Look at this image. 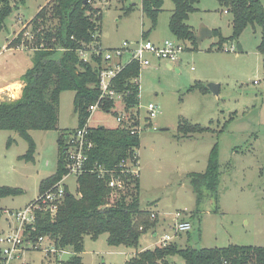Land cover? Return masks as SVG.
<instances>
[{
	"label": "rangeland",
	"instance_id": "obj_1",
	"mask_svg": "<svg viewBox=\"0 0 264 264\" xmlns=\"http://www.w3.org/2000/svg\"><path fill=\"white\" fill-rule=\"evenodd\" d=\"M143 0H111L103 8L101 43L104 49L135 42L143 31L152 29L142 11ZM264 5V0H261ZM50 0H26L15 6L0 33V101L17 99L22 93V74L32 66L34 50L24 42V31L33 28L32 19ZM165 0L157 27L151 30L153 41L175 39L169 28L174 9ZM188 23L196 31L203 26L218 30L223 37L232 35V14L217 0H201ZM23 31V32H22ZM22 35L21 43L12 41ZM262 31L248 26L238 39L218 49V36L198 41L193 50L189 42L178 63H153L141 70L140 103L159 105L161 113L141 135V207L157 213V225L143 232L138 247L111 246L108 234L98 239L85 237L84 264H127L143 248L156 245L166 230H171L177 211L186 213L193 223L189 232L173 241L180 247H224L230 244L264 247V56L258 51ZM26 40V39H25ZM23 41V44H22ZM242 49H239V45ZM235 46L234 51L230 50ZM60 53H58L59 55ZM130 54L123 57L127 63ZM197 82L217 83L220 93L191 90ZM22 84V86H21ZM74 91L61 94L57 130H32L36 142L35 159H20L29 148L16 131L0 130V186L23 189L21 195L1 200L3 215L0 231L8 230V213L25 208L40 194L41 182L56 173L60 139L79 126L74 108ZM141 112L145 114V108ZM190 122L211 130L186 138L180 122ZM90 124L115 127L114 114L94 113ZM12 143L9 145V140ZM219 145V201L207 198L197 209V196L190 184L191 173L207 170L209 155ZM69 190L79 196L77 178L67 179ZM167 222L168 227L161 226ZM157 232V233H156ZM72 252L48 255L42 250L24 253L12 264H65ZM182 263L179 256L171 257Z\"/></svg>",
	"mask_w": 264,
	"mask_h": 264
},
{
	"label": "trees",
	"instance_id": "obj_2",
	"mask_svg": "<svg viewBox=\"0 0 264 264\" xmlns=\"http://www.w3.org/2000/svg\"><path fill=\"white\" fill-rule=\"evenodd\" d=\"M26 0H0V33L6 27V20L15 6ZM174 9L169 28L172 34L183 42H189L193 50L198 49L197 33L188 23L191 12L197 10L201 0H172ZM226 11L232 14V35L223 37L218 30V49L221 50L228 40L238 39L248 26L260 27L262 31L258 51L264 56V5L261 0H217ZM165 0H143L142 11L150 20L151 28L158 24ZM91 15H88V12ZM98 13L90 3L84 0H50L32 19L36 44L44 47L34 50L32 66L22 74V93L18 99L0 101V130L16 131L29 145L28 151L20 159H35L36 142L32 130H57L60 118L61 94L74 91V108L78 114L79 125H83L90 114L89 106L100 97V70L102 60L94 55L100 64L85 62L79 51L93 40V34L102 27L103 13ZM96 16V17H93ZM99 21V23H96ZM143 32L149 38L151 30ZM22 35L12 41V45L21 43ZM64 47L65 50H60ZM58 53H60L58 55ZM264 65V58H263ZM138 61L128 63L114 78L119 91L129 90L125 97L126 109L135 112L140 103L138 85L135 78L140 75ZM209 91L207 85L197 82L191 90ZM106 110L114 106L113 101L106 102ZM179 130L186 138L197 133L211 130L201 124L180 122ZM69 134V133H68ZM60 139L58 168L55 174L42 180L40 193L61 180L67 174L65 148L67 136ZM92 138L96 143L90 154L89 166L102 164L114 168L127 159L134 146L140 147L139 135L131 133L129 128L96 125L92 127ZM12 139L9 140V145ZM219 145L212 148L207 170L203 173H191L190 184L197 196V209L207 198L219 201L220 185ZM108 179H101L96 173L85 172L78 178L79 196L69 192L55 213L40 211L37 213L36 230L31 238L49 236L57 247L73 249L65 264H84L85 237L98 239L108 234L111 246L125 245L138 247L141 234L157 225L151 220L153 211L141 207V183L126 194L113 191ZM23 189L12 186H0V203L4 197L21 195ZM3 208L0 205V220ZM2 231H0L1 234ZM179 256L182 263H175L171 257ZM0 248V264H2ZM102 264H111L103 262ZM127 264H264V247L254 245L230 244L224 247H180L173 242L166 247L155 246L137 252L127 260Z\"/></svg>",
	"mask_w": 264,
	"mask_h": 264
},
{
	"label": "built area",
	"instance_id": "obj_3",
	"mask_svg": "<svg viewBox=\"0 0 264 264\" xmlns=\"http://www.w3.org/2000/svg\"><path fill=\"white\" fill-rule=\"evenodd\" d=\"M111 0H89L88 3L94 9H98L99 14L103 8L110 4ZM91 15V12H88ZM96 17V16H93ZM99 23V21H96ZM23 32V31H22ZM100 30L93 34V40L85 45L79 51L80 58L85 62L100 64L94 60L97 55L102 60L100 70V97L95 103L89 106L90 114L83 125H79L67 136V145L65 148L67 174L58 182L49 186L45 191L23 209L15 211L6 210L11 222L8 224V230L0 234V248L2 251V264H12L27 251L42 250L48 255H61L65 249L57 247L56 243L49 236H40L36 239L31 238L32 231L36 230L37 213L40 211L55 213L58 207L64 202L66 195L71 192L67 184V179L71 176L78 178L85 172H93L101 179H108V186L116 192L126 194L129 190L136 188L137 179L141 178V165L139 159V148L134 146L127 159L122 160L114 168L105 167L102 164H95L92 168L89 166L90 154L95 149L96 143L92 138V125L90 119L94 113L101 110L104 115L114 114L116 121L115 127L129 128L132 134L141 135L148 127H153L152 120L160 113L159 105L155 102H149L145 107L139 103L134 113L126 109L125 97L130 93L129 90L119 91L114 85V78L128 63L138 61L141 66L148 67L152 59H163L171 63H178L180 54L185 50L184 43L175 39H165L162 42H155L150 38H141L135 42L125 41L122 45L104 49L101 43ZM24 42L33 50L44 47L36 44V35L33 28L24 31ZM26 39V40H25ZM23 44V41H22ZM65 50L64 47H59ZM235 46L230 50L234 51ZM130 54L127 63H123L125 54ZM141 75V71H140ZM135 78L138 85V96L141 94L140 77ZM22 86V84H21ZM23 87V86H22ZM19 98V97H18ZM17 98V99H18ZM14 100V99H10ZM107 101H113L114 106L106 110ZM145 108V114L141 112ZM72 193V192H71ZM157 213L152 212L151 220H156ZM193 228V223L186 217V213L177 211L174 215V224L172 232L166 231L158 237L156 246L166 247L173 243V240L182 233L189 232ZM22 264H27L24 261Z\"/></svg>",
	"mask_w": 264,
	"mask_h": 264
},
{
	"label": "water",
	"instance_id": "obj_4",
	"mask_svg": "<svg viewBox=\"0 0 264 264\" xmlns=\"http://www.w3.org/2000/svg\"><path fill=\"white\" fill-rule=\"evenodd\" d=\"M89 2V0H84V4H87ZM215 33L214 30L203 26L202 29L199 30V34L197 35V41H202L207 37H214ZM239 49H242V45H239ZM209 91L215 93V94H219L220 93V85L217 83H209L207 85Z\"/></svg>",
	"mask_w": 264,
	"mask_h": 264
},
{
	"label": "crops",
	"instance_id": "obj_5",
	"mask_svg": "<svg viewBox=\"0 0 264 264\" xmlns=\"http://www.w3.org/2000/svg\"><path fill=\"white\" fill-rule=\"evenodd\" d=\"M171 18V17H170ZM170 22V21H169ZM214 30V29H213ZM196 31V30H195ZM143 32H145V31H143ZM196 33H197V35L199 34V31H196ZM149 38L150 39H152L151 38V35L149 34ZM164 39H168V38H164ZM153 40V39H152ZM163 40H158V42H162ZM155 61H156V64H158V63H160L161 61H163V59H154V61H153V63H155ZM164 61H166L167 63H168V65H169V67H171L172 66V63L171 62H169V61H167V60H164ZM139 159H140V165H141V158H140V148H139ZM141 175H142V168H141ZM140 183H141V178H140ZM157 212V211H156ZM158 213V215H159V212H157ZM9 220V221H8ZM7 221H8V224L11 222V219L8 217L7 218ZM167 224V222L165 223V221H164V223H163V225H161V226H164V227H168V225H166ZM3 231H6L5 229L3 230ZM2 231V232H3ZM166 231H169V230H166ZM157 233V232H156ZM174 242V241H173ZM156 243H157V241H156ZM156 246V245H155ZM154 246V247H155ZM154 247H152V248H154ZM151 248V249H152ZM145 248H143L142 250H144ZM68 252H72L73 253V249L71 248V247H68V248H65V251L63 252V253H68ZM174 260V259H173Z\"/></svg>",
	"mask_w": 264,
	"mask_h": 264
}]
</instances>
